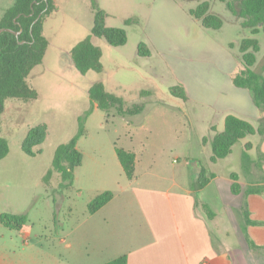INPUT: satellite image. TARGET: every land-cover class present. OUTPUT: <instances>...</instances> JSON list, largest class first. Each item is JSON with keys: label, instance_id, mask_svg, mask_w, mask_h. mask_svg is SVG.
<instances>
[{"label": "rangeland", "instance_id": "obj_1", "mask_svg": "<svg viewBox=\"0 0 264 264\" xmlns=\"http://www.w3.org/2000/svg\"><path fill=\"white\" fill-rule=\"evenodd\" d=\"M13 1L0 0V16ZM208 1L223 26L203 34L189 19V11L200 3L196 0H54L56 11L44 23L47 52L29 76L38 96L28 102L7 101L2 115L9 153L0 161V215H26L27 223L20 231L0 223V264H95L100 259L92 263L86 255L90 241L97 243L101 231H109L110 222H104L109 214L118 220L116 240L127 238L132 193L151 188L178 191L196 182L198 163L217 174L235 172L244 182L238 147L226 161L207 167L211 147L202 149L198 138L207 132L204 124L213 119L212 109L196 101L218 99V88L223 92L226 86L218 67L232 65L221 54L227 51L241 60L243 39L258 40L260 52L252 70L261 73L264 34L252 35L242 27L243 20L232 16L225 2ZM99 10L106 15L105 26L124 30L127 40L112 47L91 37L102 51V72L81 75L70 50L91 35ZM140 44L150 51L149 57L138 55ZM98 82L124 107L141 103L143 111L123 117L115 110L97 109L88 91ZM178 85L189 89L190 101L184 107L169 93ZM41 124L47 128L45 141L29 157L21 143L30 128ZM79 130L82 163L72 185L61 186L58 173L52 172L49 179L46 174L56 147ZM115 148L135 154L132 180L125 177ZM105 191L113 194V202L92 216L89 204ZM197 197L204 205L210 193ZM209 203L204 206L212 210Z\"/></svg>", "mask_w": 264, "mask_h": 264}, {"label": "trees", "instance_id": "obj_2", "mask_svg": "<svg viewBox=\"0 0 264 264\" xmlns=\"http://www.w3.org/2000/svg\"><path fill=\"white\" fill-rule=\"evenodd\" d=\"M200 3L189 11V14L197 21L203 29L219 30L223 26V21L219 15L211 12L208 0H196ZM225 2L226 9L232 16L242 19L241 26L249 28L252 35L258 33L264 34V0H220ZM56 11L54 0H14L13 3L0 16V29H10L19 33L15 36L10 32L0 34V161L9 153V146L6 138L2 135V115L7 101H32L38 96L36 89L30 82V73L34 68L41 65L48 48V39L44 34L45 21ZM105 13L97 11L91 35L75 44L70 50V58L74 68L84 75L88 72L101 73L102 51L95 46L91 37L104 39L112 47H120L126 43V32L122 29H116L105 26ZM260 52V44L255 38L243 39L239 44V53L241 55L242 69L233 78L234 86L249 91L254 105L264 111V58L261 66V73L252 70L257 62V54ZM137 53L141 57H149L150 52L144 44L138 46ZM172 97L185 102L187 95L182 86H173L169 88ZM90 103L101 111L108 112L115 110L118 116H135L144 109V104H135L131 107H124L122 101L115 95L108 93L102 83L93 84L88 91ZM262 127L258 130L248 122L235 116L228 115L224 121V129L220 133H215L210 139L211 155L209 162L216 163L220 159L227 157L232 147L241 139L252 136L256 133L263 135L264 119L260 120ZM212 131H215L212 128ZM82 131L73 136L68 142L56 147L51 170L46 174L49 179L52 172L60 175L62 185L68 183L72 185L73 174L77 167L82 163L83 155L77 149V142L82 136ZM47 135L46 125L41 124L28 130L21 143L22 152L34 157L37 152L34 148L40 146L45 141ZM207 139L203 138L202 143ZM117 160L123 170L125 177L132 180L134 176L136 156L133 152L122 148H115ZM249 161L248 155L242 153V166ZM212 174L204 165L199 166V173L193 190L203 189ZM233 181L230 191L233 195L242 194L245 200L249 195L260 194L264 192V186L254 185L242 189L237 183L238 176L231 174ZM113 198L110 191H105L95 197L88 206L89 213L92 215L104 207ZM245 204V203H244ZM245 206V205H244ZM208 218L212 217V212L206 208ZM242 216L244 226L242 233L250 248L258 250L248 238L246 227L257 225L258 223L250 220L247 209L242 206ZM0 223L11 230L20 231L26 225V215L1 214ZM104 264H127L125 255L117 257Z\"/></svg>", "mask_w": 264, "mask_h": 264}, {"label": "crops", "instance_id": "obj_3", "mask_svg": "<svg viewBox=\"0 0 264 264\" xmlns=\"http://www.w3.org/2000/svg\"><path fill=\"white\" fill-rule=\"evenodd\" d=\"M189 17L200 33H208L199 21L190 14ZM221 57L232 64L218 65L226 77L224 91L221 92L218 88L219 97L211 103L196 101L205 103L212 109L213 119L204 124L207 132L198 138L202 149L210 146V139L215 133L223 131L228 115L250 123L255 130L262 127L260 120L264 119V111L254 105L249 91L233 84V78L242 69V61L227 51ZM185 92L187 100L175 102L178 107H184L190 101L187 86ZM203 138L207 139L206 143H202ZM251 138L238 141L227 157L214 163L216 165L226 161L233 155L234 148L238 147L235 149L240 151V157L243 152L250 157L245 168H241L244 182L240 181V176L235 172L217 174L207 168L213 177L203 189L193 190L192 185L195 183H190L180 187L178 191L172 188H151L140 190L138 195L133 192L129 215L131 231L127 238L116 240L118 232L114 227L119 226L118 220L116 216L109 214L104 220L106 223L110 222L109 231H101V238L97 243L90 241L92 248L86 256L92 263L100 259L95 264H104L123 255L127 257V264H264V192L249 195L244 200L242 194L233 195L230 191L232 173L238 176L237 183L242 189L258 184L264 186V134L256 133ZM209 157L207 167L211 165ZM196 169L198 176L199 163L196 164ZM208 192L210 198L202 199L207 205L210 201L214 207V211L213 207L210 210L213 214L211 218H208L202 208L206 204L199 202L197 197L198 194L207 196ZM113 200L114 197L99 211L108 207ZM242 206L247 209L250 220L258 223L246 227L248 238L259 247L258 250L250 248L242 233ZM94 215L96 213L92 214Z\"/></svg>", "mask_w": 264, "mask_h": 264}, {"label": "water", "instance_id": "obj_4", "mask_svg": "<svg viewBox=\"0 0 264 264\" xmlns=\"http://www.w3.org/2000/svg\"><path fill=\"white\" fill-rule=\"evenodd\" d=\"M2 32H10V33H13L15 36H18V34H19V33L13 32V31L10 30V29H0V34H1Z\"/></svg>", "mask_w": 264, "mask_h": 264}]
</instances>
